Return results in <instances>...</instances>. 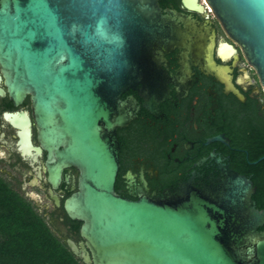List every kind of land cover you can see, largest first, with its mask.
<instances>
[{
  "label": "water",
  "instance_id": "obj_1",
  "mask_svg": "<svg viewBox=\"0 0 264 264\" xmlns=\"http://www.w3.org/2000/svg\"><path fill=\"white\" fill-rule=\"evenodd\" d=\"M204 3L264 91V0ZM157 6L158 0H0V85L16 105L30 97L39 143L27 111L6 113L18 150L47 152L54 189L63 169H78L77 191L64 210L81 223L80 249L67 244L84 264H264V214L246 182L236 180L237 189L216 192L217 199L187 185L159 201L115 191L119 144L111 135L131 119L119 115L121 94L142 85L147 105L168 95L157 62L173 46L172 28L165 16H149ZM207 60L212 66L209 52Z\"/></svg>",
  "mask_w": 264,
  "mask_h": 264
},
{
  "label": "flooded vegetation",
  "instance_id": "obj_2",
  "mask_svg": "<svg viewBox=\"0 0 264 264\" xmlns=\"http://www.w3.org/2000/svg\"><path fill=\"white\" fill-rule=\"evenodd\" d=\"M198 4L204 10L190 9L184 0H158L149 15L165 16L172 28L173 46L157 62L167 75L168 95L147 105L139 95L142 85L121 94L125 106L119 115L131 119L111 135L119 144L115 191L133 201H159L187 185L217 199V193L237 189L239 179L249 185L252 204L264 214V91L239 45L204 0H195ZM0 87L5 91L0 95V176L41 212L58 238L80 249L81 223L64 210V201L77 191L78 169H63L54 189L47 152L21 155L17 129L5 114L27 111L33 144L39 146L31 99L16 105L3 82Z\"/></svg>",
  "mask_w": 264,
  "mask_h": 264
},
{
  "label": "trees",
  "instance_id": "obj_3",
  "mask_svg": "<svg viewBox=\"0 0 264 264\" xmlns=\"http://www.w3.org/2000/svg\"><path fill=\"white\" fill-rule=\"evenodd\" d=\"M0 264H84L1 176Z\"/></svg>",
  "mask_w": 264,
  "mask_h": 264
},
{
  "label": "rangeland",
  "instance_id": "obj_4",
  "mask_svg": "<svg viewBox=\"0 0 264 264\" xmlns=\"http://www.w3.org/2000/svg\"><path fill=\"white\" fill-rule=\"evenodd\" d=\"M26 190L27 191H29V190H31L29 187H26ZM41 196V195H40ZM42 199H43V197H42ZM34 206V205H33ZM35 207V206H34ZM36 211L38 212V210L36 209ZM39 214L41 213V212H38ZM41 215V214H40ZM45 219V218H44Z\"/></svg>",
  "mask_w": 264,
  "mask_h": 264
}]
</instances>
